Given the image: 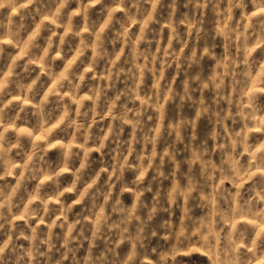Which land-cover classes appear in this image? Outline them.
I'll return each instance as SVG.
<instances>
[{
	"label": "clouds",
	"instance_id": "9594fccd",
	"mask_svg": "<svg viewBox=\"0 0 264 264\" xmlns=\"http://www.w3.org/2000/svg\"><path fill=\"white\" fill-rule=\"evenodd\" d=\"M56 2L55 10H47L51 23H37L26 45L41 75L25 83L20 77L33 71L32 64L17 72L15 62L0 80V264H186L181 253L191 251L192 244L210 264H264V231L255 232L256 225L264 224V206L254 207L253 197L245 199L243 191V181H251L254 197L264 205V142L259 147L250 142L251 125L264 134V106L256 94L244 93L238 101L225 94L228 78L236 82V65H248L258 46L248 47L246 35L256 23L264 43V0H184L197 10L213 4L219 16L216 35L226 42L239 32L241 52L232 54L226 44L222 56L211 44L202 51L198 43L190 47L180 26L186 23L198 42L203 17L185 14L177 21L180 0H111L120 4L123 15L110 8L95 24L89 18L93 5L75 0L84 18L82 29L69 14L73 0ZM165 3L170 9L166 47L161 43L164 28H154ZM249 3L258 13L247 16ZM5 8L10 11L7 34L20 43L25 24L15 19L22 12L19 0H0V9ZM235 9L249 21L242 32L232 23ZM136 25L138 34L132 31ZM4 28L0 21V31ZM46 29L52 34L42 45ZM71 40L78 42L75 54L58 71L56 61L66 58L64 48ZM205 58L215 61L210 75L202 67ZM173 68L175 75L168 80ZM181 74L178 89L175 82ZM42 76L56 79V86L41 99L33 98L36 123L24 118L25 107L6 116L10 88L15 85L21 96L31 97ZM224 101L235 110L225 112ZM50 104L56 105L58 115L49 113ZM169 105L175 106L176 115H169ZM186 105L194 115L185 114ZM204 118H211L214 126L202 139L198 127ZM227 120L240 121V129L225 135ZM41 130L43 139L32 140ZM60 131L62 138L57 137ZM53 149L60 153L55 164L47 159ZM217 152L222 154L219 162L214 159ZM246 154L252 157L247 165L241 162ZM97 163L103 165L99 170ZM41 176L43 181L26 191ZM8 177L15 183H5ZM69 194L71 201L66 199ZM126 194L131 203L125 201ZM76 205L82 207L74 215ZM248 217L254 222L251 229L240 224L239 218ZM250 231L255 234L250 236Z\"/></svg>",
	"mask_w": 264,
	"mask_h": 264
},
{
	"label": "rangeland",
	"instance_id": "374dc122",
	"mask_svg": "<svg viewBox=\"0 0 264 264\" xmlns=\"http://www.w3.org/2000/svg\"><path fill=\"white\" fill-rule=\"evenodd\" d=\"M86 4H91L93 7L91 8V12L89 13L90 20L95 24L96 22H102L103 19L107 16V10L110 8H115L117 10V16L120 17L123 15V13L119 10L120 4L117 2L115 4L111 3V0H104V3L97 4L95 3V0H85ZM19 4L21 6L22 12L20 15H16L15 19L17 23L21 22L23 20V23L25 24V28L22 35V42L17 43L15 40L12 39L10 35L7 34V20L8 16L10 15L9 9H0V21L3 22L5 25V28L3 31H0V48H2V51H0V80H3L6 75H9L12 69V66L15 62L17 63V72H23V66L25 64H32L33 71L28 73L26 76L20 77L24 80L25 83H31L32 79H35L37 75H41L40 73V64L35 59L34 56L27 55V41L29 36L31 35V32L35 30V25L40 22H44L45 24L51 23V17L48 16L47 10L52 9L55 10L59 5L56 2V0H40V3L38 4H31L30 0H19ZM221 7H226V3L222 4ZM40 10L39 14H37V10ZM177 13L175 16V19L177 21H182L184 19L185 14H187L189 17L192 15L196 16H202L203 17V27H204V33L201 36V39L197 42L195 40V34L192 33L191 35L188 34V25L186 23H182L180 26V30L182 33H184L185 37L189 39L190 41V47L198 43L200 50L202 51V48L205 44H211L215 46V52L217 56H222L225 54L226 44H227V50L231 52L232 54H237L241 52V44L243 42L242 38L239 35V32L236 33V35L233 37V39L230 42H226L223 36H217L216 35V29L218 27L219 22V16L215 10V6L213 4H209L206 8L197 10L194 5H187L185 6L184 0H180V2L177 5ZM13 12L15 10H12ZM169 7L168 4L165 3L159 11V18L160 23L157 25H154V28L159 30V28H164L163 33V40L161 43L166 47L167 46V39L170 35V30L166 27L167 25V17L169 14ZM247 16H252L253 14L258 13V9L254 8L251 3L247 6ZM69 14L75 15V22L77 25L83 28L84 25V18L79 13V4L73 0V3L69 5ZM241 16H244V13L240 9H235L233 13V25L239 26V30L242 32L244 31V25L248 24V18L247 16H244V19L241 20ZM47 18V19H46ZM259 23L254 24L252 29H248L246 35L247 39L249 41L248 47H255V50L253 52L252 58H250V63L248 65H245L243 63H238L236 65L235 71H236V82L234 83L232 78L229 77L226 81V88H225V94L229 97H232L235 100H239L241 98V95L244 93L247 94H256L257 95V103L260 106H264V43H261L260 36H259ZM132 31L134 33L139 32V25L133 26ZM63 30H61L62 34ZM52 33L49 32L47 29L42 33L40 43L43 45L44 41L48 36H50ZM108 38L111 39V33L108 34ZM78 42L76 40H71L69 44L65 45L64 51L66 53V58L64 60H57L56 61V69L62 70L63 66L66 65L67 60L71 58L72 55L75 54V47L77 46ZM111 48V45H109ZM121 47V44L118 42L115 46L116 50H119ZM177 49L180 48V45H176ZM153 48H155V44L153 45ZM127 51V50H126ZM187 51V50H186ZM42 54V53H41ZM91 53L89 52V56ZM242 55V54H241ZM79 68L80 65H77ZM203 70L206 75H210L212 70L215 68V61L205 58L203 62ZM251 73V75H247V73ZM175 75V69H170L167 74V79L171 80L172 77ZM91 78H89L90 80ZM183 74H181L180 78L176 80L175 84L176 87L179 89L182 87L183 82ZM148 83H151V79H149ZM56 86V79L49 80L47 76H42L39 83L36 85L35 89L32 91L31 97L27 95V93L23 96L15 90V85H13L10 88L11 95L6 96L7 100L12 101V103L9 105L5 115L6 116H14L15 113L18 111L20 107H25L26 111L23 113L24 118H26L29 121V124H35L36 123V116L33 114L32 109V103L35 100L41 99L43 96V93L48 92L50 89L54 88ZM122 86V84L120 85ZM212 94L209 93V96ZM34 98V99H33ZM222 109L227 112L229 110H235V105L232 106L231 109H229V105L227 101L222 102L221 105ZM169 115L174 116L176 115V108L174 105H169ZM48 111L50 114H57L56 112V105L50 104ZM184 112L187 115H194V109L191 106L186 105L184 108ZM21 127H24L26 125L21 124ZM214 126V121L211 118H204L200 120L198 132L200 137L203 139L208 136L209 132L212 130ZM224 126L227 128V132H225V135L230 133V131L235 128L237 131L241 127V122L237 121L236 123H233L232 120H227L224 122ZM250 127H253V134L251 136L250 142L255 144L256 147H259L260 142H264V134H261L256 126L251 125ZM131 129H126L125 131V137L130 134ZM40 135H43V130L36 133V136L32 137V140H35ZM64 132L60 131L57 133L58 138H62L64 136ZM15 133L10 132V138L14 139ZM223 142V140H221ZM211 143V141H210ZM24 144L27 147L29 144L28 139L24 140ZM182 147V146H181ZM15 155V153H13ZM221 153L217 152L214 156V159L219 162L221 160ZM94 156L97 160H99V154L94 153ZM60 158V153L53 149L48 156V162H51L55 164ZM19 157H17V161L19 162ZM252 161V157L250 155H244L242 159V163L247 165ZM102 164L97 163L94 165L96 170H99L100 167H102ZM253 172H256V169H252ZM106 175L102 176L101 178V184H103V181L106 179ZM129 179H131V174H129ZM70 180V175L65 174L64 176V182L67 183ZM43 181V177H40L39 181L30 182L26 185V191H31L32 188L35 186L36 183H39ZM217 183H220V178H217ZM5 183L14 184L15 178L14 177H8ZM244 183V198L247 199L248 197H253V206L254 207H260L264 206L261 205L256 198L253 195V192L251 191V181H248L245 179L243 181ZM224 186L229 189L230 191H235V187L230 182H225ZM50 188V186H49ZM21 195H24V192L21 193ZM66 199L69 201L73 200L74 197L69 194ZM150 199V196H149ZM125 201L128 203H131L132 197L129 194L125 195ZM224 207H227V205H223ZM233 206L234 203H233ZM81 205H76L75 213H79L81 211ZM99 210V209H97ZM198 214L199 213L198 211ZM177 215L179 216L180 213L178 212ZM240 224L249 225V228L253 226L254 222L252 221L251 217L248 218H239ZM262 226L264 224H259L255 226V232H261ZM44 227V226H42ZM179 227V226H178ZM255 233L249 232V235H254ZM21 243L26 244L27 242L21 241ZM191 251H188L187 249L181 253L182 255H186L185 257L186 264H210V261L208 260L207 255L203 251L197 250L198 245L192 244L190 245Z\"/></svg>",
	"mask_w": 264,
	"mask_h": 264
},
{
	"label": "snow or ice",
	"instance_id": "6c2138e0",
	"mask_svg": "<svg viewBox=\"0 0 264 264\" xmlns=\"http://www.w3.org/2000/svg\"><path fill=\"white\" fill-rule=\"evenodd\" d=\"M38 139H43V137L42 136L41 137H38ZM262 230H264V226H262Z\"/></svg>",
	"mask_w": 264,
	"mask_h": 264
}]
</instances>
